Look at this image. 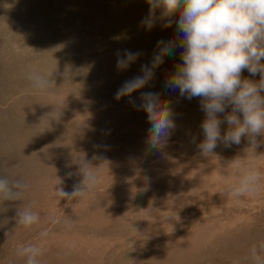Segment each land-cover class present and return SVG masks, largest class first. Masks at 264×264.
I'll return each mask as SVG.
<instances>
[{"label": "rangeland", "instance_id": "obj_1", "mask_svg": "<svg viewBox=\"0 0 264 264\" xmlns=\"http://www.w3.org/2000/svg\"><path fill=\"white\" fill-rule=\"evenodd\" d=\"M148 11L146 0H0V177L29 185L20 199L0 201V264H25L18 249L29 244L42 247L41 264H252L251 248L264 243V183L242 197L226 191L237 177L227 162L248 151L246 139L207 158L189 143L185 132L198 134L204 119L199 99L164 87L182 49L140 90L159 91L174 110L178 127L162 155L146 150V113L114 99L157 41L175 34V25L142 28ZM124 49L143 55L117 71ZM32 72L56 86L34 91ZM83 157L102 163L101 182L61 200L55 188L72 191L80 177L66 173ZM255 162L264 171V155ZM27 206L40 217L30 228L16 224Z\"/></svg>", "mask_w": 264, "mask_h": 264}, {"label": "clouds", "instance_id": "obj_2", "mask_svg": "<svg viewBox=\"0 0 264 264\" xmlns=\"http://www.w3.org/2000/svg\"><path fill=\"white\" fill-rule=\"evenodd\" d=\"M146 3L149 11L140 26L151 31L158 23L161 29L175 25V34L157 41L150 62L141 65L140 74L122 83L114 99L128 97L130 105L146 113L150 125L145 138L146 150L152 155H162L178 127L174 110L169 101L161 99L159 91L140 90L150 85L166 56H174L177 48L182 49L179 52L182 62L166 77L164 87L171 92L178 91L181 98L189 101L199 99L204 119L198 134L185 132L189 143L207 158L221 145L229 148L246 139L248 151L227 162L236 169L237 177L228 181L226 191L234 197L257 193L264 183V171L255 162L258 156L264 155L257 154V149L264 146V0H146ZM142 55L140 51L117 50V71L127 70ZM245 71L248 77L243 76ZM64 76L68 78V73ZM257 76L258 79H253ZM28 79L34 91L41 94H48L56 86L54 80L38 72L29 73ZM138 91L139 96L133 97ZM51 113L57 120L61 115L55 110ZM224 124L227 129L222 133ZM201 133L203 139L197 142ZM102 146L108 147L95 145ZM93 159L105 158L94 156ZM73 163L78 166L77 171H68L66 176L75 175L80 179L70 192L62 186L55 188L54 195L61 200L84 197L101 182L102 163L93 165L85 157ZM61 184L59 179L57 185ZM28 187L20 180L0 177V201L18 200ZM39 219L31 206L17 209L19 226L30 228ZM40 236L43 240L48 232L44 230ZM42 254L38 244L18 249V255L26 258L25 264H41ZM250 260L252 264H264V243L251 248Z\"/></svg>", "mask_w": 264, "mask_h": 264}, {"label": "bare ground", "instance_id": "obj_3", "mask_svg": "<svg viewBox=\"0 0 264 264\" xmlns=\"http://www.w3.org/2000/svg\"><path fill=\"white\" fill-rule=\"evenodd\" d=\"M107 123V122H106ZM113 141V140H112ZM108 151V150H107ZM157 164V163H156ZM73 167V166H72ZM184 183V182H183ZM159 184V183H158ZM144 193V192H143ZM93 217V216H92ZM128 227V226H127ZM131 228V227H130ZM154 240V239H153ZM212 243V242H211ZM216 248V247H215ZM219 249V248H218ZM216 250V249H214ZM213 253V252H212ZM223 254V253H222ZM224 256V255H223ZM228 258V257H227ZM193 259V258H192ZM205 261V260H204ZM226 261V260H225ZM248 261V260H247Z\"/></svg>", "mask_w": 264, "mask_h": 264}]
</instances>
